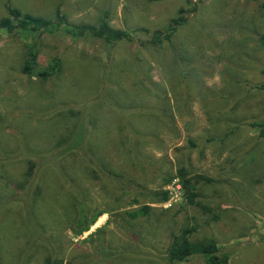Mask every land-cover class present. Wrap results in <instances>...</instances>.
<instances>
[{"label": "rangeland", "instance_id": "1", "mask_svg": "<svg viewBox=\"0 0 264 264\" xmlns=\"http://www.w3.org/2000/svg\"><path fill=\"white\" fill-rule=\"evenodd\" d=\"M8 2L49 20L59 8L73 24L106 18L137 31L105 45L61 29H0V264H44L50 254L64 264H170L171 233L191 226L228 264H264V135L252 125L264 121V0H192L196 10L161 44L149 31L166 28L186 0H0V17ZM34 42L35 69L57 55V75L22 72ZM123 122L143 135L136 152L122 142ZM80 125L83 151L61 155L57 140ZM181 166L204 177L193 180V204ZM158 189L167 201L151 202ZM78 197L87 221L105 211L81 234ZM144 205L145 215L128 214Z\"/></svg>", "mask_w": 264, "mask_h": 264}, {"label": "trees", "instance_id": "2", "mask_svg": "<svg viewBox=\"0 0 264 264\" xmlns=\"http://www.w3.org/2000/svg\"><path fill=\"white\" fill-rule=\"evenodd\" d=\"M158 1V0H149ZM187 6H184L178 10V14L170 19L169 25L164 29H154L150 33L149 42L153 44H161L163 41H172V37L178 29V26L184 24L187 21V15L196 10V4L192 0H186ZM7 15L0 17V29H4L7 33H17L19 30L26 33H33L35 35H42L44 33H54L63 30L65 34L71 38H77L82 35H90L103 41L105 45H113L120 41H130L134 37V32L137 29L125 30L113 27L107 19L100 21L98 25L90 23L73 24L67 21L64 15L61 14L60 9L57 8L56 20H49L41 16L32 15L30 13L22 12L19 8L12 6L9 2L5 5ZM143 30V29H142ZM147 31V30H146ZM260 41L264 43V35L260 36ZM38 64V44L36 42L26 45V57L22 65V72L33 75L34 73L41 79L46 80L52 76L57 75L62 68V60L59 56H53L48 63L39 69H35ZM264 88V83L261 84ZM255 127H259L260 135H264V121L255 122L252 124ZM121 137L122 142L127 144L131 151L136 152L135 146L143 139V135L132 131L128 123L123 122L121 125ZM86 139V129L83 126H79L70 130L68 133L62 134L57 140L56 145H64L59 150L60 154L67 153H81L83 151V144ZM191 145L194 143L191 141ZM50 159L54 160L55 156L50 155ZM36 163L32 160H28V170L26 172L27 178L33 176ZM94 171V170H93ZM188 172L184 166L177 169V176L179 177V183L184 190L185 202L193 204L197 195L194 185V179H202L201 175L187 176ZM110 180V182H117V174ZM207 179V178H205ZM169 179H165L164 182H168ZM120 190L125 192L129 184L124 181H118ZM116 185V184H115ZM24 184H21V187ZM37 190L39 186L36 185ZM151 202H164L168 200V190L158 189L152 192ZM27 204V209L29 205ZM78 205V218L77 223L80 224L79 229L75 232L78 234L87 231L90 226L96 221L97 217L103 214L105 211H97L92 218L87 221V212L83 199L77 198ZM151 206L144 205L134 211H129L128 214L131 217H137L139 215H145ZM32 204H30V211ZM27 214V213H26ZM194 231V227H183L179 233H171V240L166 251V260L170 264L180 263L188 259L199 257L202 259L203 264H228L230 254L225 251H221L219 245L213 239L208 240H194L191 238V234ZM44 264H64L63 258L57 256L47 255L44 258Z\"/></svg>", "mask_w": 264, "mask_h": 264}, {"label": "crops", "instance_id": "3", "mask_svg": "<svg viewBox=\"0 0 264 264\" xmlns=\"http://www.w3.org/2000/svg\"><path fill=\"white\" fill-rule=\"evenodd\" d=\"M115 28H119V27H115Z\"/></svg>", "mask_w": 264, "mask_h": 264}]
</instances>
